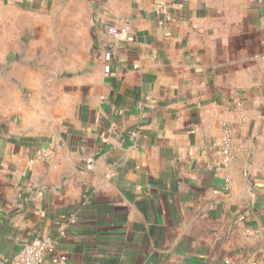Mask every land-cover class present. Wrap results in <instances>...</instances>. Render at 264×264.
Masks as SVG:
<instances>
[{
  "label": "crops",
  "instance_id": "crops-1",
  "mask_svg": "<svg viewBox=\"0 0 264 264\" xmlns=\"http://www.w3.org/2000/svg\"><path fill=\"white\" fill-rule=\"evenodd\" d=\"M157 1L0 0V264H264V0Z\"/></svg>",
  "mask_w": 264,
  "mask_h": 264
},
{
  "label": "built area",
  "instance_id": "built-area-1",
  "mask_svg": "<svg viewBox=\"0 0 264 264\" xmlns=\"http://www.w3.org/2000/svg\"><path fill=\"white\" fill-rule=\"evenodd\" d=\"M154 10L157 14L168 15L170 5L165 0H159L154 6ZM130 29H116L114 27L108 28V33L116 40L126 39L128 37ZM107 65L105 72L107 75L111 73V54L106 55ZM225 134L222 138L219 149L221 155L222 165L227 168L235 159V150L233 147V134L227 123L222 122ZM139 132L135 131L131 134V138L134 139L138 136ZM103 143H109V137L103 138ZM249 235H252L250 231H247ZM66 236L65 228H60L58 234L54 238H40L34 239L30 243L24 245L20 251L6 264H45L48 256L55 257L54 264H69V257L64 254H58V244ZM249 264H257L251 262Z\"/></svg>",
  "mask_w": 264,
  "mask_h": 264
}]
</instances>
